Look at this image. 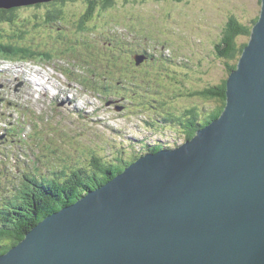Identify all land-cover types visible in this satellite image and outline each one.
Returning a JSON list of instances; mask_svg holds the SVG:
<instances>
[{
  "label": "rangeland",
  "instance_id": "374dc122",
  "mask_svg": "<svg viewBox=\"0 0 264 264\" xmlns=\"http://www.w3.org/2000/svg\"><path fill=\"white\" fill-rule=\"evenodd\" d=\"M261 1L116 0L108 7L103 1L99 14L88 20L84 12L89 1L74 0L61 7L63 18L54 24L42 16L57 7L37 3L19 6L9 22L0 15V45L15 41L43 53L28 64L34 67L21 70L27 59L8 71L11 62L0 55V182L8 178L1 183L0 196L15 193L9 183L22 178L25 163L37 157L53 161L54 169L69 168L94 154L115 155L112 147L129 151L159 138L171 148L184 142V128L174 125L183 122L182 112L174 109L196 103L202 112L215 107L216 101L206 102L198 92L230 75L217 45L223 43L231 18L252 25ZM237 40L244 43L249 37ZM142 53L150 62L136 65L134 56ZM65 64L73 66L68 67L72 74L66 73ZM94 71L97 77H90ZM38 74H49L54 82L43 96L31 82L42 80ZM113 75L119 78L114 84ZM101 86L107 88L102 91ZM35 117L41 119L35 126L25 124ZM162 119L167 124L161 127ZM18 125L24 126L12 131ZM4 135L9 141L3 142ZM47 146L51 148L43 149ZM38 163L26 169L34 170Z\"/></svg>",
  "mask_w": 264,
  "mask_h": 264
},
{
  "label": "water",
  "instance_id": "95a60500",
  "mask_svg": "<svg viewBox=\"0 0 264 264\" xmlns=\"http://www.w3.org/2000/svg\"><path fill=\"white\" fill-rule=\"evenodd\" d=\"M261 2L221 116L45 216L0 264H264Z\"/></svg>",
  "mask_w": 264,
  "mask_h": 264
},
{
  "label": "trees",
  "instance_id": "16d2710c",
  "mask_svg": "<svg viewBox=\"0 0 264 264\" xmlns=\"http://www.w3.org/2000/svg\"><path fill=\"white\" fill-rule=\"evenodd\" d=\"M88 1L90 4L86 7L84 14L88 20H91L96 14H99L96 13V10L98 7L102 8L103 1L104 6L108 7L116 0ZM125 1L130 2L139 0ZM66 3L67 1L65 0H45L33 4L37 7H57L48 10L44 13L45 15L42 16L43 20L46 22L56 23V18L60 21L63 18L61 7L66 5ZM18 8V6L10 8L0 7L1 17L9 18L10 21L13 20L12 12ZM8 14L11 15L7 17ZM258 19L259 16L253 20L252 25L239 23L234 18H231L228 22L225 34L222 38L224 41L217 45L218 55L227 59L226 65L228 73L237 67L239 58L249 42L248 40L244 43H239L237 37L247 36L250 39L253 25ZM80 29H83V27ZM18 45L20 47H16ZM30 49L31 48L25 44L19 42L15 44V41H7L5 44L0 45V55L3 58L12 60H36L42 58L43 53L41 51L31 52ZM45 54L50 53L47 52ZM137 55L141 58V62L138 63L136 60L137 58L134 56L136 65H145L150 62L148 56L143 53ZM89 65L92 67L90 62ZM93 76L97 77L95 71L92 73L91 77ZM118 81L119 78L113 75L111 83L114 84ZM97 85L98 83L94 87L96 88ZM106 88L107 87H102L101 89L104 91ZM112 89L108 91V93H110ZM178 90H181V88H178ZM226 90L227 78L223 79L219 84H211L208 87L200 89L198 93L206 102L211 100L216 101L213 109L204 110L202 112V109L197 103L192 107H185L181 110L179 108L174 109L175 111L182 112L183 122L174 125H181L184 128L186 136L184 140L192 138L195 135L196 130L207 126L210 122L221 116L226 106ZM161 121V127L167 124L165 119H162ZM33 123L35 126V123L37 122L34 121ZM19 126L24 125L14 126L12 131L17 132ZM150 126L156 129L153 121ZM19 139H17V142ZM47 148L51 147L47 146L43 149ZM113 148L117 149L115 155L110 154L106 157H100L97 154H94L87 162L69 168H59L58 166H54V169L52 168L54 165L53 161H41V158L37 157L35 162L39 163L33 168L34 170H23L22 178L13 179L11 185L8 186L13 187L15 193L7 194L6 196H4L5 194L3 193L0 196V255L18 244L25 237V234L37 225L45 216L59 211L62 207L75 202L86 192L105 184L116 174L120 173L134 162L135 159L146 153V151L151 152L171 147L166 144L163 145L162 142H155L152 145L146 144L138 149L131 146L129 151L124 147H112V149ZM32 173L40 174L44 176V179L38 180L36 176L32 175ZM2 182L5 183V180H2Z\"/></svg>",
  "mask_w": 264,
  "mask_h": 264
},
{
  "label": "bare ground",
  "instance_id": "6f19581e",
  "mask_svg": "<svg viewBox=\"0 0 264 264\" xmlns=\"http://www.w3.org/2000/svg\"><path fill=\"white\" fill-rule=\"evenodd\" d=\"M23 6V5H22ZM19 7V6H18ZM71 68H68L67 70H66V73H70L69 72V70H70ZM38 77H41L39 74L37 75ZM78 76V75H77ZM76 76V77H77ZM37 77V78H38ZM41 81H38V79H32L31 80V82H35L36 83V85H37V87H38V91H39V95H40V93L42 92V96L43 95H45L48 91H49V88H51V86H53V80H51V77L49 76V74H47L46 76H43V77H41ZM21 84H23V83H21ZM101 88H102V86H101ZM39 98V97H38ZM114 101V100H113ZM3 112V114H4V116L6 117V118H8V117H10V113H8L6 110H4V111H2ZM211 123V122H210ZM7 131V130H6ZM5 132V130H3V133ZM2 138L4 139L3 141L4 142H7V141H9L7 138H5V135L4 136H2ZM186 140H184V142H185ZM183 143V142H182ZM152 144H154V143H152ZM169 149V148H168ZM168 149H166V150H168ZM78 165V164H77ZM81 168V167H80Z\"/></svg>",
  "mask_w": 264,
  "mask_h": 264
},
{
  "label": "flooded vegetation",
  "instance_id": "af4514ba",
  "mask_svg": "<svg viewBox=\"0 0 264 264\" xmlns=\"http://www.w3.org/2000/svg\"><path fill=\"white\" fill-rule=\"evenodd\" d=\"M65 1H67V3H69V2H72V1H74V0H65ZM67 3H66V4H67ZM87 5H88V4H87Z\"/></svg>",
  "mask_w": 264,
  "mask_h": 264
}]
</instances>
